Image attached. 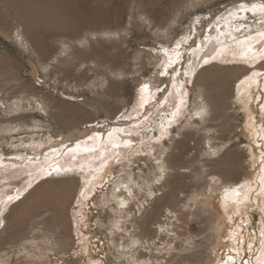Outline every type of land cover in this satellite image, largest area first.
<instances>
[{
	"label": "rangeland",
	"instance_id": "374dc122",
	"mask_svg": "<svg viewBox=\"0 0 264 264\" xmlns=\"http://www.w3.org/2000/svg\"><path fill=\"white\" fill-rule=\"evenodd\" d=\"M254 3L264 0H0V85L51 113L39 110L49 129L0 135V177L13 174L0 179V264H127L112 243V189L131 173L148 192L168 146L158 207L205 194L206 161L225 178L185 217L178 244L191 259L179 262L264 264V14L247 10L239 34L198 60L221 17ZM169 60L175 71L161 75ZM200 88L224 94L219 154L203 129L173 141ZM232 188L241 194L225 199Z\"/></svg>",
	"mask_w": 264,
	"mask_h": 264
},
{
	"label": "bare ground",
	"instance_id": "6f19581e",
	"mask_svg": "<svg viewBox=\"0 0 264 264\" xmlns=\"http://www.w3.org/2000/svg\"><path fill=\"white\" fill-rule=\"evenodd\" d=\"M254 4L250 6L243 4L241 5L243 6L242 9L240 6L229 11V13H235V15H229L228 13L221 17V21L219 20L220 22L215 26V32L209 35V37L207 36L208 40L207 38L205 41L203 40L204 43L201 40L203 44H201L198 50L199 64L203 63L206 57L212 55L223 40H228L231 36L239 34L241 27L239 28V26H236L234 22L241 21L240 19H246L248 15L247 10L252 11V8L259 9L262 5L260 3ZM252 12L259 14L260 17H263L264 14L258 10ZM22 34L23 33L19 30L17 31V36L20 37L19 39L21 41L24 39ZM6 85L8 84L6 83ZM147 85L149 86V90L144 92H148L147 96H151L156 88L154 83H147ZM10 89L0 85V135L42 128L49 129L50 125L46 124L44 119L39 118L41 116L39 110H42V113H45L47 116L51 114L47 105H43L41 98L32 94H24L22 91L18 94H12ZM223 98V92H217L215 100L212 101L205 91L200 88L194 98L192 108L188 113V117L185 119V123L176 131L173 141L182 137L181 135H183L184 130L196 128L200 132V130L203 129L206 132V152H208L209 155L219 154L223 144H226L221 137L219 129L223 115V109L221 107ZM144 99H146V97H144ZM32 104L37 107L36 111L33 110L35 106H33V108L31 107L32 111L27 109V106ZM169 123L170 122L163 125L165 126L164 128H166ZM205 124L206 126L204 127ZM211 131H214V133L208 135ZM164 134L166 133L160 131L159 136ZM128 137L129 136H124V139H128ZM173 149L170 150L168 146L167 151H165L167 154L164 153L159 157L158 168L165 173L163 174L161 172L163 175H159L156 184L152 183L149 185L148 192L142 191L144 188L143 185L140 184V180H136L131 173H127V175L120 182L116 183L112 189L110 198L111 205L116 204L111 206V219L109 221L112 243L121 248L120 253L126 259L127 264H181L182 262H179V260L188 261L191 259L188 248L185 246L186 249L184 245L182 247L179 246L180 243L178 244L181 238L180 229L185 222V217L188 216L194 208L199 209L201 206L205 208L207 202L205 200H207L209 196L208 192H213L218 183L225 180L222 175L217 174L214 169L210 168L208 161H206L205 194H194L191 199L192 203L191 201L190 203L184 202V200L177 197V201L175 199L176 202L168 206L158 207V202L164 197V193H159V191L167 185L166 170H170L171 166L168 164V161L171 159V152ZM43 173L45 172L42 171L41 174ZM8 175L12 176L13 174ZM8 175L1 176L0 179L5 181L8 179ZM144 183L145 181H143V184ZM30 184L31 180L28 182V185ZM7 195L12 197L15 193L8 192ZM142 198H145V200H141ZM229 198L231 199L232 197L229 195ZM146 200H152L151 203L153 205L150 208H147L149 203L146 204ZM156 210L158 216L156 220L152 221V219H149L150 215ZM204 211L206 210L204 209ZM115 235L121 236L120 242H115V238L113 237ZM188 238L185 239V245L187 246L190 242ZM1 261L0 259V263ZM96 262L97 261L92 259L89 264H95Z\"/></svg>",
	"mask_w": 264,
	"mask_h": 264
},
{
	"label": "snow or ice",
	"instance_id": "6c2138e0",
	"mask_svg": "<svg viewBox=\"0 0 264 264\" xmlns=\"http://www.w3.org/2000/svg\"><path fill=\"white\" fill-rule=\"evenodd\" d=\"M243 8V6H241V9ZM252 11H260L262 13H264V5H261L259 7V9L257 8H252L251 9ZM229 15H235V13H229ZM258 36L261 37V40L260 41H257L258 44H260V48L257 50L258 54L262 57H264V31L262 32H258L257 33ZM247 39V38H246ZM181 45L178 43L177 44V48H179ZM253 50V46H250L249 47V51H252ZM163 51H167V50H163ZM177 55H179V53H177ZM215 57H213L214 59ZM204 63H208V60L205 59L204 60ZM175 62L172 61V60H169L168 63L164 66V69L163 71L160 73L161 75H168L169 74V67H171V70L172 71H175V66H174ZM146 90H149V86L147 84H144L142 85V88H141V91H146ZM173 115H175V113H173ZM162 129L164 128V126L162 125L161 126ZM164 131L166 132L167 129H164ZM11 199V198H10ZM0 224H2V221H0Z\"/></svg>",
	"mask_w": 264,
	"mask_h": 264
},
{
	"label": "water",
	"instance_id": "95a60500",
	"mask_svg": "<svg viewBox=\"0 0 264 264\" xmlns=\"http://www.w3.org/2000/svg\"><path fill=\"white\" fill-rule=\"evenodd\" d=\"M240 194H241V192H240L239 189H237V188H232V189H230V190H227V191L224 193L223 196H224L225 199H230L228 195L238 196V195H240Z\"/></svg>",
	"mask_w": 264,
	"mask_h": 264
}]
</instances>
